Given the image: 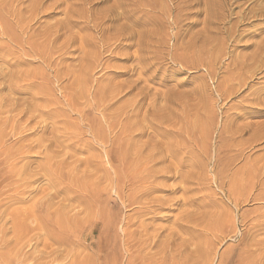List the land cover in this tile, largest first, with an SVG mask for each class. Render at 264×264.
<instances>
[{"label":"rangeland","instance_id":"obj_1","mask_svg":"<svg viewBox=\"0 0 264 264\" xmlns=\"http://www.w3.org/2000/svg\"><path fill=\"white\" fill-rule=\"evenodd\" d=\"M257 2L0 0V264H264Z\"/></svg>","mask_w":264,"mask_h":264},{"label":"bare ground","instance_id":"obj_2","mask_svg":"<svg viewBox=\"0 0 264 264\" xmlns=\"http://www.w3.org/2000/svg\"><path fill=\"white\" fill-rule=\"evenodd\" d=\"M259 1V0H258ZM263 2V1H262ZM20 3V2H19ZM258 3V2H257ZM258 6H259V8H258V12H255L256 13V17H260V18H264V3H262L261 4V2L260 3H258ZM22 9V8H21ZM254 12V11H253ZM253 12H251V13H253ZM22 13V12H21ZM255 13H254V17H255ZM117 18V17H116ZM118 19V18H117ZM170 25V24H169ZM2 28V27H1ZM217 31V30H216ZM233 31H235V30H233ZM225 32H230V31H225ZM225 32H224V34H225ZM210 34V33H209ZM217 34V33H216ZM234 34V33H233ZM233 34H231V33H229L228 34V36L230 37L229 39H231L233 36ZM226 35V34H225ZM234 35H236V33L234 34ZM208 36V35H207ZM232 36V37H231ZM236 37H238V36H236ZM235 37V41H236V38ZM7 38V37H6ZM225 38V37H224ZM8 39V38H7ZM10 39V38H9ZM8 39V40H9ZM213 39V38H212ZM215 39V38H214ZM223 39V38H222ZM229 39L227 38L226 40H228L229 41ZM264 39V38H263ZM217 40H219V39H217ZM224 40V39H223ZM232 40V39H231ZM11 41V40H10ZM207 40H205V42H206ZM219 42V41H218ZM222 42V41H221ZM225 42V41H224ZM224 42H222V43H224ZM215 43H217V42H215ZM257 45V44H256ZM255 45V46H256ZM259 47H258V49H257V53H255L254 55H252L251 57H250V60H252L253 62H256L257 64H259V65H261L262 64V67H264V40H262V42L261 43H259V45H258ZM257 47V46H256ZM9 51V50H8ZM6 52V51H5ZM5 54H7V53H5ZM250 56V55H249ZM6 57V56H5ZM18 58V57H17ZM249 60V59H248ZM243 61V60H242ZM243 64V63H242ZM254 64V63H253ZM13 65H15V64H13ZM247 65H248V63H247ZM243 66H245L244 64H243ZM261 67V68H262ZM248 68V67H247ZM251 72H253V71H251ZM242 73H244V72H242ZM17 74V73H16ZM248 74V73H247ZM252 74V73H251ZM250 74V75H251ZM249 76H247V78H248ZM245 80V79H244ZM244 83V82H243ZM243 83H242V85H243ZM254 103V102H253ZM263 111V110H262ZM263 137V136H262ZM253 141H254V139H253ZM249 145H250V143H249ZM251 181V180H250ZM249 182V181H248ZM253 183V182H252ZM240 187H242V186H240ZM243 188V187H242ZM248 188V187H247ZM246 188V189H247ZM238 194V193H237ZM244 194V193H243ZM240 195V194H239ZM250 196V195H249ZM242 197V196H241Z\"/></svg>","mask_w":264,"mask_h":264}]
</instances>
